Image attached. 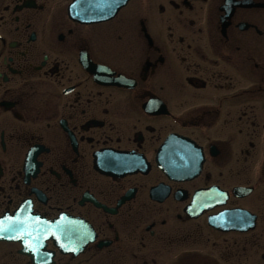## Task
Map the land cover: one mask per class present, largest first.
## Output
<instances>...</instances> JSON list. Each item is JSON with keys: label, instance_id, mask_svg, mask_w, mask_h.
<instances>
[{"label": "flooded vegetation", "instance_id": "af4514ba", "mask_svg": "<svg viewBox=\"0 0 264 264\" xmlns=\"http://www.w3.org/2000/svg\"><path fill=\"white\" fill-rule=\"evenodd\" d=\"M121 1L0 0V264H264V0Z\"/></svg>", "mask_w": 264, "mask_h": 264}, {"label": "water", "instance_id": "95a60500", "mask_svg": "<svg viewBox=\"0 0 264 264\" xmlns=\"http://www.w3.org/2000/svg\"><path fill=\"white\" fill-rule=\"evenodd\" d=\"M107 19V18H106Z\"/></svg>", "mask_w": 264, "mask_h": 264}]
</instances>
